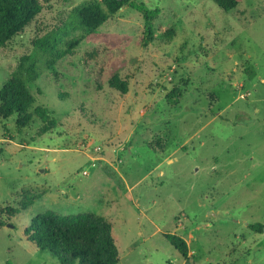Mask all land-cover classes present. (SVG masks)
<instances>
[{
    "label": "rangeland",
    "instance_id": "rangeland-1",
    "mask_svg": "<svg viewBox=\"0 0 264 264\" xmlns=\"http://www.w3.org/2000/svg\"><path fill=\"white\" fill-rule=\"evenodd\" d=\"M39 1L0 48V88L36 53L33 38L100 0ZM137 1L159 9L152 42H140L142 13L121 7L96 32L72 33L77 44L53 65L37 55L26 88L56 124L39 135L38 119L20 130L0 119V264H59L23 234L46 210L102 216L117 264H264V232L248 227L264 224V0L230 11ZM24 190L44 194L21 210ZM167 233L186 240L185 257Z\"/></svg>",
    "mask_w": 264,
    "mask_h": 264
},
{
    "label": "trees",
    "instance_id": "trees-1",
    "mask_svg": "<svg viewBox=\"0 0 264 264\" xmlns=\"http://www.w3.org/2000/svg\"><path fill=\"white\" fill-rule=\"evenodd\" d=\"M213 1L223 11H230L242 0ZM123 6L142 13L144 25L140 42L142 45L152 42L155 39L153 22L158 17V8L149 9L137 0H100L74 6L60 25L31 40L36 53L22 55L16 70L3 82L0 88V119L15 116L17 130L38 119L42 122L39 135L46 133L50 124H56L57 119L51 115L53 112L43 105L34 106V97L26 88V84L34 82L41 73L37 55L47 56L45 66L53 65L77 44V39L68 38L72 33L96 32ZM41 9L39 0H0V48L27 26ZM64 40L66 48H59ZM180 97V89H173L167 94L172 104H176ZM43 194L24 190L19 208L26 209ZM248 227L255 232H264L262 223L248 224ZM23 232L26 241L35 249L50 253L59 264H117L119 260L109 223L92 212L61 215L46 210L33 216ZM165 238L182 256L187 255L188 245L183 237L167 233Z\"/></svg>",
    "mask_w": 264,
    "mask_h": 264
},
{
    "label": "crops",
    "instance_id": "crops-1",
    "mask_svg": "<svg viewBox=\"0 0 264 264\" xmlns=\"http://www.w3.org/2000/svg\"><path fill=\"white\" fill-rule=\"evenodd\" d=\"M187 243V242H186Z\"/></svg>",
    "mask_w": 264,
    "mask_h": 264
}]
</instances>
